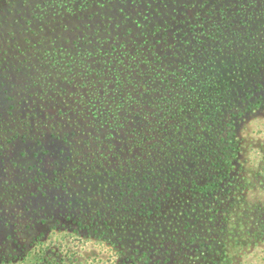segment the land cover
Instances as JSON below:
<instances>
[{
	"label": "trees",
	"instance_id": "trees-1",
	"mask_svg": "<svg viewBox=\"0 0 264 264\" xmlns=\"http://www.w3.org/2000/svg\"><path fill=\"white\" fill-rule=\"evenodd\" d=\"M57 7L59 12H68L69 21L57 39H52L55 45L46 50L48 57L57 63L58 72L68 55L74 73L70 74L82 81L79 98L87 99L83 88L94 89L88 100L78 105L77 112L82 115L85 105L96 108L90 112L92 126L104 134L102 138L114 137L118 128L138 123L150 141H139L144 154L139 155L138 165L135 159L134 163L127 161L111 169L112 175L118 177L119 191L110 199L97 193L101 195L98 201L102 208L112 212L107 214L91 206V199L84 203L81 198L77 200L80 207L86 205L88 209L79 212V218L107 235L121 228L124 236V226H129L131 233L127 239L124 236L131 252L129 264H154L147 251L153 233L166 237L181 226L186 232L194 225L203 226L209 218L221 222L219 231L235 234L232 220L242 215L249 220L247 223L242 218V233L252 239L258 237V218L264 210L258 206L241 207L244 195L236 192L245 184L232 176L231 167L239 147L236 120L246 110L264 107L263 85L257 79L253 83L249 75L264 76V0H60ZM68 26L80 31L83 27L86 35L82 40L70 39L66 48L62 34ZM138 40L134 48L138 57L134 61L128 41ZM141 41L148 46L140 48ZM145 49L150 50L143 54ZM164 61L172 62L166 67H174L158 80L160 74L152 65ZM171 76L175 87L185 89H179L173 97L167 93ZM152 108V112L147 110ZM121 112L131 115L122 117ZM25 129L22 135L15 133L9 139H31L30 126ZM2 133L9 134L10 130ZM131 142L137 145V139ZM74 155L68 156L71 163ZM107 158L93 155L92 160L105 168ZM83 162L86 167L87 158ZM76 166L66 168L60 175L55 172L51 182L63 181L69 187L74 182L78 186L85 184L86 180L71 178L69 170ZM86 170L96 173L94 164H88ZM259 175L264 178V170ZM47 179L43 175L40 186ZM22 185L6 186L8 190H19ZM9 197L0 199L12 202ZM221 210L222 217L218 214ZM114 211L119 214L116 216ZM251 212V217L256 218L253 221L249 218ZM188 236L197 238L192 231ZM215 242H202L201 255H188L187 264H218L224 253L217 250ZM10 248L5 241L0 243V264H15V259L4 255L12 252ZM41 259L37 256L20 264H41Z\"/></svg>",
	"mask_w": 264,
	"mask_h": 264
},
{
	"label": "rangeland",
	"instance_id": "rangeland-1",
	"mask_svg": "<svg viewBox=\"0 0 264 264\" xmlns=\"http://www.w3.org/2000/svg\"><path fill=\"white\" fill-rule=\"evenodd\" d=\"M58 2L60 0H0V196L7 198L10 195L9 199L13 200L0 199V243L5 241L11 247L12 252L4 255L10 260L15 259V264L31 262V258L37 256L43 257L41 264H129L131 252L125 240L131 233L129 226H124L125 238L121 228H116L113 234H104L79 218V212L88 208L86 205L81 208L77 200L82 198L85 203L86 199H91V206L102 208L98 201L102 199L100 194L110 199V195L112 197L120 190L118 177L112 175L111 169H118L119 165L128 164L127 161L134 163L135 159L138 165L139 155L144 152L139 141L150 142L145 139L148 133L142 131L138 123L126 124V128L111 131L114 137L105 139L102 138L104 134L92 126L91 111L96 108L88 109L85 105L82 115L77 112L78 105L88 100V94L94 89L92 86L83 88L87 99L79 98L78 88L82 81L73 75L68 55L58 72L57 63L48 57L46 50L50 51L55 45L52 39H57L60 29L69 21L68 12L57 10ZM74 28L68 26L64 29L62 38L66 48L71 44V41L68 43L70 39L85 38L83 27L82 31ZM128 42L130 54L136 61L138 56L134 48L140 41ZM141 43L140 48L148 46ZM171 64L164 61L152 65V69L160 74L158 80L169 75L174 66H166ZM249 75L253 83L257 79L263 85L261 91L264 92V76ZM169 84L167 93L170 96L185 91L173 85V76ZM87 88L89 92H86ZM154 99L157 101L158 96L155 95ZM147 110L152 112L154 108ZM121 114L122 117L131 115ZM235 125L239 147L231 174L245 184L236 195H244L241 207L251 206L253 209L258 206L264 210V178L259 175L264 170V107L246 110ZM29 126L31 139H9L15 133L16 136L22 135ZM5 129L10 133H2ZM34 137L42 140L37 141ZM134 139H137V145H132ZM69 155H74L72 163L68 160ZM93 155H107L105 168L93 162ZM86 158L87 165H95V174L86 170V164L83 167ZM71 166H76L69 170L71 178L86 180L85 184L78 186L74 182V186L69 187L64 186L63 181L51 182L55 172L60 175ZM43 175L48 179L40 186ZM13 184L23 185L19 190H8L7 186ZM226 205L228 199H225ZM102 209L107 214L112 212ZM223 213L221 210L218 214L222 217ZM251 215L252 212L250 221L256 219ZM202 217L205 219V215ZM242 218L248 223L249 220L242 215H235L232 220L235 234L219 231L221 222L210 218L203 226L197 228L194 225L186 232L181 226L170 236L157 237L153 233L147 243L152 263L187 264L188 255L192 258L201 255L202 242L213 240L217 250L224 253L218 264H264V211L258 218L261 219L260 235L255 239L242 233L245 231ZM109 223L113 224L112 220ZM191 231L196 239L189 238ZM235 235L237 238L232 241Z\"/></svg>",
	"mask_w": 264,
	"mask_h": 264
}]
</instances>
